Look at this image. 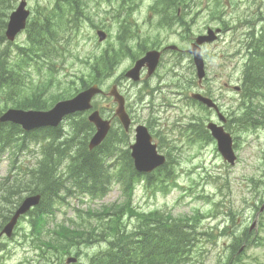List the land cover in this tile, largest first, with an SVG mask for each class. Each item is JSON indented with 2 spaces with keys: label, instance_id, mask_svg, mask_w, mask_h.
<instances>
[{
  "label": "rangeland",
  "instance_id": "rangeland-1",
  "mask_svg": "<svg viewBox=\"0 0 264 264\" xmlns=\"http://www.w3.org/2000/svg\"><path fill=\"white\" fill-rule=\"evenodd\" d=\"M157 1L159 0H132L131 5L127 6V0H117V3H124V8L121 9L118 4H114V8L105 14L106 19L110 20V22L103 23L102 27H99L107 34H110L107 40L108 47L112 48L117 45L115 30L122 24L127 25L129 30L142 31L139 35L141 37L148 35L150 39H154L151 34L155 29L158 39L168 37V43L176 45L182 39L192 40L197 34L204 33L207 27L222 28L223 31L216 42L204 46L203 49L206 60V82L212 91V95L219 97L222 113L232 117L238 116L241 112L240 97L232 86L239 84L246 63L245 59L248 53L246 46L249 41V35L246 32L253 27L258 32L261 26H264V5L262 13L256 21L258 24L251 27L247 26V23L250 22L249 19L254 17L256 11L254 7H249L244 1L196 0L192 5L186 3L188 5L186 11H180L179 15L183 19L181 25L175 23L172 27H168L163 25H166L170 20L161 21L160 19L166 15L164 7L167 3L164 1L156 9L155 3ZM173 1L182 5L187 0ZM29 4L33 7L36 1L29 0ZM183 7L185 6L183 5ZM129 8L130 10H128ZM120 13L121 15L115 18ZM149 14L151 18H149ZM169 14L171 19L174 18L175 8L170 9ZM55 34V38L60 37L61 40L56 42L52 38L48 39L46 43L48 54L58 59L61 54L66 53L67 47L70 46V52H76V56L82 62L70 59L68 65L69 59L64 64H60L59 60H57L52 63L54 65L52 69L57 70L52 75L45 73L44 70L48 69L43 66L45 61L41 63L40 73L35 70L37 65L31 63L27 68H24V81H19L20 85H27L23 89H19L20 95L18 97L30 94L34 90L32 93L40 92V97L42 98H49L51 94L58 93L62 95V98H69L82 88V82L88 85L98 83L105 92L108 91L112 84H116L119 91L125 96L126 110L133 124L128 135L130 142L133 140V127L137 124V114L141 122L149 119V107L158 106L159 119L166 124L173 123L175 118L181 119L183 124H188L187 115L191 112L201 115V117L213 116L190 101L185 106L184 95L190 91L192 85L196 82L194 71L185 67L188 63L186 55L181 57L182 66L185 68H178L175 71V75L169 74L164 77V82L160 84V86L164 84L171 85L161 90L166 97V101L160 107L162 94L158 95V92L155 91L156 77L149 81L150 87L147 88V85L141 84L137 87V83H132L124 76V72L131 61L130 56L122 57L110 74H107L104 69L101 70L100 74H97L89 62L94 56H99L100 54L97 52L86 54L88 52L87 44L89 42L90 44L98 42L96 36L89 35L87 38L83 37L75 41L76 35L74 32L71 30L65 31L62 26L56 29ZM24 39L25 33H21L13 43L1 46L0 51L4 50L6 54L10 53L17 46H20ZM129 45L132 47V51L137 53V39H132ZM102 46H105V44H102ZM188 46V43H185L182 48H187ZM84 48L85 53H80L79 51ZM91 50H94V48ZM65 56L67 57V54ZM170 65L171 63L163 64L158 69L157 75L163 76V74L168 73ZM63 66L72 67L74 71L69 72L70 75H66V73L59 70ZM5 70L10 71L11 66L6 64ZM224 83H229V87H225ZM14 87L12 86L10 90ZM179 87H185L184 90L186 92L177 89ZM150 94L157 96V98H154L155 101L151 99ZM258 94H260L258 99L261 112L258 118L261 119L264 118V89L263 91L261 89ZM258 99H255V101ZM0 100H2L0 102V112H4L6 110L4 106L7 105L6 107L8 108L10 102H6L8 98L3 91L0 92ZM95 104L97 108L104 106L106 109L108 106V109L103 112L104 118L112 119L111 116L115 105L111 98L107 95L97 96ZM61 125L62 128L54 134L55 137L59 136V140L66 141V137L69 136L72 142H70L69 148L64 154L61 153L60 156L56 157L59 162V170L66 168L70 160L74 159L73 154L77 148H81L84 145L90 132L89 128L84 126L83 119L80 116L71 119L67 118ZM114 127L116 128L117 125L115 124ZM183 128L187 129L188 127L184 125ZM119 129H121V126ZM177 130L179 129L175 128L169 132L168 137L173 139L172 136ZM4 132H7L10 136L7 145L13 150L16 149L19 142L18 134L10 128ZM187 134H190V131L184 132L183 141L178 144L174 143L173 140V143L179 148L184 147L181 148L179 159L174 156L171 157L170 161L173 164L166 165L168 172L162 174L158 171L154 175V178L158 179L160 183L152 184L153 186L146 188L143 184L146 179L143 177L137 179V184L132 194V206L143 212L155 209L163 212L171 211L175 215H184V217H179L180 219L196 217L200 232L209 230L211 232L212 229L214 232H219L220 230L223 232L221 237L218 236L214 245H205L203 239L195 243L192 252L183 259L184 264H199V259L203 260L202 264H223L229 256L232 241L240 237L247 238L250 246L245 248L239 254V260L234 262L236 264L240 262V264H264V214L259 219L255 234L253 236L246 235V226L253 218L255 206L264 198V121L259 128L241 131H237L234 126L231 128L233 149L237 156L236 162L232 167L224 163L219 156L209 161L208 157L213 155L212 151L207 158H201L198 155L192 159L198 153L201 144L200 142L192 144L187 138ZM39 141L40 138L38 136L33 137L26 141L23 150L18 151L16 155L17 163L11 178H18L23 183L28 180L29 170L32 167L29 169V167L23 165V162L28 161L30 158H33L34 161L36 160L34 152L41 151V146H38ZM54 141L58 146L62 147V144L58 143L56 138ZM162 146L168 147L165 141L162 142ZM5 149L6 146L2 149L0 148V177H3L8 172L7 159L4 156ZM112 160L110 159L109 161ZM23 188V186L19 187L17 195L9 198L8 206L0 212L1 215L7 211L8 207L9 215L15 201L27 194L24 190L20 192ZM120 198L119 186H113L101 199L91 200L84 196L82 200H72L69 205L63 204L59 206L51 216H48L49 218L44 224V237L47 236V228H54L62 224L63 221H68V219L75 221V225L78 226L94 222L95 216L93 214L97 212L99 206L115 203L114 201ZM56 205L57 203H55L54 207ZM76 208L81 210L82 213L78 214ZM230 211L233 212L235 224H230L229 222L228 215ZM28 217L32 221V218ZM133 222V218H122L121 220V223L128 224L125 228L127 230L132 229ZM17 225L18 228L12 241L0 239V264H18L17 261L27 256V254L36 255L41 251L44 253L43 258H36L37 261L34 264H65L64 259L69 255L74 256L76 253L79 256L78 261L74 264H91L90 258L94 254L100 253L107 246L106 243L96 241V238H94L95 234L92 232V229L95 230V228L89 227L87 228L89 230L87 235L83 237L77 236L79 242L70 248L69 255H64L58 249L54 251L51 247L28 246L29 242H25L22 238L23 230L30 226L28 219L20 220ZM87 229L83 231L85 232ZM237 250L238 247L232 250V253H236ZM22 252L26 255H23ZM33 255L30 256L32 257Z\"/></svg>",
  "mask_w": 264,
  "mask_h": 264
},
{
  "label": "trees",
  "instance_id": "trees-1",
  "mask_svg": "<svg viewBox=\"0 0 264 264\" xmlns=\"http://www.w3.org/2000/svg\"><path fill=\"white\" fill-rule=\"evenodd\" d=\"M9 2V0H0V25H3V11L4 5ZM46 31L45 26L30 27L29 36L26 41V46L21 49V55L24 58H31L35 50L41 45L43 35ZM0 41H2V36L0 35ZM257 40L255 41L254 47ZM258 58L264 59V38L258 41ZM264 65V62L262 63ZM6 65V56L5 54H0V88L9 90V87L16 85L20 86L16 82L17 77H14L16 74V69L13 67L10 71L5 70ZM110 72L109 70H105ZM11 73V76H7L8 73ZM244 88L243 93L246 97H253L258 90L264 84V71L262 70H249L244 74ZM61 94L51 95V100H56L60 97ZM38 96H31L30 102L22 101L21 104H26L28 106L33 105L36 108H45L47 107L46 101H41L37 98ZM2 102V100H0ZM255 110V108H254ZM243 116L249 119V113L244 114ZM244 122L246 120H240ZM3 125L0 124V133L5 131V128H2ZM12 129L14 127L10 125ZM57 127L56 129H58ZM55 130H51V135L53 136ZM92 132V130L90 131ZM89 132V133H90ZM89 136V135H88ZM10 137V136H9ZM128 133L124 132L122 129H119L117 126L115 129L109 132L108 136L104 141L96 148L92 150L85 149V145L73 154L75 157L70 168L71 174L75 176H70L74 179L83 180L80 182V187L85 190L92 191L96 190L99 187H102L103 181L110 183L115 179L119 172L122 170L121 181L125 189V195L130 192V188L133 184V179L137 177V173L134 171L129 157V151L125 148V144L128 143ZM70 139V140H69ZM71 138L68 136L66 141L61 143L62 147L59 146L62 150V153L69 148ZM123 145V146H121ZM99 155V156H98ZM53 157L52 152L49 153V157H46L44 161L41 162L40 167L37 172V180L32 182V186L28 187V193L39 192L41 195L40 203L34 208V213L31 214L34 216V220L31 221L33 225H40L42 222V215L48 216L52 213V208L54 204L61 203L66 196V190H69L63 182L55 178L56 170L53 166ZM113 159L112 161H109ZM61 178V177H60ZM63 178V177H62ZM90 179L89 183L84 180ZM14 183L11 185L5 186V182L0 184V201H3L5 204H8L9 198L14 193ZM111 208H116L119 211L122 209L125 210L124 214L133 215L135 217V228L134 231L130 233L122 232L119 230V227L116 229L114 224L116 219L111 220L109 210ZM110 209L104 207L99 212V220L104 223L100 226V238L106 240L108 249L106 252L95 254V256H104L107 255L104 260L108 264L114 262V264H181V261L184 259L185 253H190L192 249L189 247L194 241V224H188L186 221H172L171 218L163 214H155V218L146 222L140 220L138 223V229L142 230L143 237L142 241L139 244L137 239V210L131 205L129 198L126 202L112 206ZM6 215H2V219H6ZM111 221V224L107 227V224ZM190 221H192L190 219ZM196 221V219H195ZM193 220V222H195ZM52 229H48L47 235L51 236ZM111 233V235H109ZM56 231L54 232V235ZM78 231H71L64 229L61 235L66 241H71L76 237ZM144 259V260H141ZM161 258H168V260L160 261ZM99 264H104V261H100Z\"/></svg>",
  "mask_w": 264,
  "mask_h": 264
},
{
  "label": "water",
  "instance_id": "water-1",
  "mask_svg": "<svg viewBox=\"0 0 264 264\" xmlns=\"http://www.w3.org/2000/svg\"><path fill=\"white\" fill-rule=\"evenodd\" d=\"M25 1L22 0L17 8L11 12L9 16V21L7 24V28L5 31V35L9 40H12L16 33L20 31L25 26V19L28 14L27 10L24 9ZM211 33V32H210ZM213 36H199L196 39L197 43H201L204 40H210ZM193 47H195L193 45ZM197 48V47H195ZM192 51V49H191ZM195 62L198 68L197 75L199 79L203 76V64L201 61L198 52L193 51ZM129 77L136 80L137 79V65L131 70L127 72ZM101 92V90L97 87L96 84L82 90L81 92L77 93L70 99H66L63 101L57 102L51 109L46 111H28V112H20L15 110H8L0 120H12L19 124L25 123H36L40 121H45L47 119L51 120V125H56L59 121H61V116H64L68 113H73L76 111H84L88 110L92 107L91 100L94 95ZM109 94L114 96V99L117 101L118 106L116 108L115 114L119 118L122 126L124 129H128L130 124V118L124 110V100L121 95L116 92L115 87L109 92ZM198 99L202 102L206 103L207 105H213L211 101L207 98H203L199 95H195ZM87 119L94 124L95 133L90 138L89 147L92 148L102 142L105 138L107 132L110 128V121L104 120L100 117L97 110L92 111ZM209 127L212 129V133L214 137L217 139L218 149L222 153L225 159L229 160L230 162L233 161L234 156L231 150V143L230 137L226 133L223 132L221 127H216L215 125L211 124ZM135 136H134V143L129 145L131 150L130 155L133 159L134 166L139 171H150L154 166L161 164L164 161L162 155H156L155 146L150 144V137L145 129L144 126H136L135 127ZM39 196H32L28 197L24 200V203L17 208L14 215L11 217L9 222L5 225L3 232L6 234L11 233L14 224L17 221L18 216L28 210L31 206H34L38 203Z\"/></svg>",
  "mask_w": 264,
  "mask_h": 264
},
{
  "label": "flooded vegetation",
  "instance_id": "flooded-vegetation-1",
  "mask_svg": "<svg viewBox=\"0 0 264 264\" xmlns=\"http://www.w3.org/2000/svg\"><path fill=\"white\" fill-rule=\"evenodd\" d=\"M191 1H192V3H191ZM195 1L196 0H187L182 5L180 3L175 2V1L168 2L164 7V12H166V15L161 17L160 19H161V21L166 20V19H169L170 21L166 25H163V26L172 27L175 23L181 25L183 22V19H182V16L179 15L180 11H186V8L188 7V5L186 3H189L192 5ZM241 1L246 2L249 7L255 8L256 13L252 19H249L250 22L247 23V26L255 25L259 15L262 13L264 0H241ZM183 5L185 7H183ZM173 8H175V16H174V18L171 19L169 12H170V9H173ZM149 18H151L150 14H149ZM207 28H209V27H207ZM207 28H206V30H207ZM216 28H219V27H216ZM216 28H213V29H216ZM206 30H205V32H206ZM222 31H223L222 28H220V32H222ZM250 31H251V29L248 32H246L247 35L250 34ZM140 32H142V31H139V32L137 31V33H140ZM151 35L154 37L152 42H151V39L148 37V35H144V36H142V38L145 42L143 44H144V47L146 48L147 51L158 52V54H157L158 62H157V66L155 68V71L151 77L146 78V79H150L153 77L157 78V84L155 87L156 89H162V88L166 89L169 86H171L169 84L168 85L164 84V85L160 86V84L164 82L163 81L164 77L168 76L169 74L175 75V71L178 68L183 69L186 67L187 69H190L192 71H194V70L196 71L195 65L193 63V59H192L191 55H189V53H188V49L182 48V45L185 43H188V45H190L195 37L192 39V41H191V39H182L177 44V46H178L177 48L169 50L168 47L174 46L175 44L174 43H168V37L158 39V35H157L155 29L153 30ZM218 37H217V39H218ZM203 48H204V46L201 47V56L203 59H205V53L203 51ZM184 55H186V57L188 59V63L185 67L182 66V62H181V57H183ZM166 63H171L170 68L168 70V73L163 74V76L157 75L158 69L163 64H166ZM145 70H144V72H145ZM205 73H206V71H205ZM206 79H207L206 76L202 80L196 79V82L194 83V85H192V88L190 89L189 92H187V94L192 95L193 93H199V94L210 96L215 101H218V98H216L212 95V91H211V89H209L207 82H206ZM146 87L148 88L150 86L147 85ZM177 89H185V87H179ZM158 93H160V91ZM187 94L184 95L185 99H188L186 96ZM151 98L154 99L153 96H151ZM163 100H165V98H163ZM209 111H211V110L209 109ZM150 112H151V115H150L151 117L147 121H143V122H141L138 119V114H137V125L144 124L146 126V128L148 129V131L150 132L152 139L157 143V145L159 147H163L162 146L163 141H165L168 146L173 143V140H174V143H180L183 141V139H182L184 136L183 132H185V130L182 129V126L184 124L181 122V119L175 118L173 123L166 124L165 122H161L159 117H157V118L152 117L154 112H156V110H153L150 108ZM188 118L191 119L190 123L187 125L188 130L191 132L189 135L188 134L186 135L188 137V139H190L191 142H196V141H202L203 143L208 142L209 144L208 143H207V145L203 144L202 148L204 149V148L209 147L214 151L215 147H216L215 141L212 139V137L209 134V131L205 127L206 119L210 120L213 117L201 118L200 116L195 117L193 114H190L188 116ZM148 121H151L150 125L148 124ZM227 122H228V120L226 119L224 125ZM191 126H194V128H189ZM175 128H177L179 130H177L175 132V134L172 136L173 139H170L168 137V134H169V132L173 131ZM182 147H184V146H182ZM174 148L178 149V150L181 149V148H178L176 145L174 146ZM166 154L169 155V153L167 151H166Z\"/></svg>",
  "mask_w": 264,
  "mask_h": 264
},
{
  "label": "bare ground",
  "instance_id": "bare-ground-1",
  "mask_svg": "<svg viewBox=\"0 0 264 264\" xmlns=\"http://www.w3.org/2000/svg\"><path fill=\"white\" fill-rule=\"evenodd\" d=\"M25 85H27V84H22V85H20L18 87L12 88L11 90H10V87L8 85L9 90L6 91L5 89H1L0 88V92L3 91L4 95L8 98V100L6 102L12 103L20 95L19 94V89H23L25 87ZM70 97L72 98V96H70ZM63 100H65V97L62 98V96H60L58 98V102L59 101H63ZM69 114H71V113L65 114L64 116H61V118L65 120L66 116H68ZM60 122L61 121H59L56 125H51V120L50 119H47L45 121L36 122V123H29L28 122V123L20 125L21 129H15L14 130V132L16 134H18L19 142H18L17 148L9 152V156L11 158L14 157V159H16V155H17L18 151L24 149L26 141H28V140L32 139L33 137H36V136H38L40 138L38 146L39 147L41 146V151L34 152V154L36 156V160H35L34 166L29 170V178H28L27 181H25L23 183V181L18 179V178H10V181L7 180L5 182V186L6 187L8 185L13 184V183L15 185L14 189L12 190L14 192L12 194V196H16L17 195L16 193L18 192V189L21 186H23L24 188L21 189L20 192L22 190H24L27 193L23 197H20L19 200L15 201L13 209L10 211V214L6 217V219H8L9 216L11 215V213L15 209L19 208L24 203V200L26 198H28V197L39 196V202H40V199H41L40 193L39 192L28 193L27 189H28V187L32 186V182H35V180H37V172H36V170L38 171L41 162L44 161L46 159V157H49V153L50 152H52L54 154L53 166H54V168L56 170L55 177L66 178V177H70V176H73V177L75 176V174H71V172H70V168H71L72 162L74 160H70L69 165H67V167L64 168L63 170H59L58 169L59 162L56 160V157L61 155L62 150H60L58 144L54 141L53 136L51 135V130H55L57 127H59V123ZM94 133H95V131L92 130V132L89 133L88 137H92ZM66 138H68V137H66ZM8 140H9V135L7 133H5V132L0 133V148L1 149L7 145ZM76 150H78V148ZM56 161H57V163H56ZM59 171H61V172H59ZM67 188H69V187H67ZM67 191L68 190H66V193H67ZM8 203H9V201H8ZM34 208L35 207H32V208H29L27 210L28 211V216H30L32 218V221L35 219L34 216L31 215V214L34 213ZM51 229L53 230L52 233H51V236H52V235H54V232L56 231V229H55V227L51 228ZM47 231H48V229H47ZM44 234L45 233H41L37 229H35L31 234H29L27 236V241H29V242L30 241H35L38 238L44 237ZM47 236H50V235H47Z\"/></svg>",
  "mask_w": 264,
  "mask_h": 264
}]
</instances>
